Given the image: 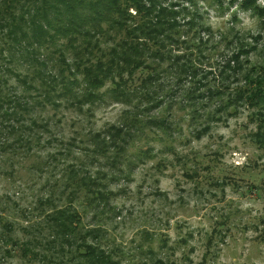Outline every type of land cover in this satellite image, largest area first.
<instances>
[{
    "label": "rangeland",
    "instance_id": "374dc122",
    "mask_svg": "<svg viewBox=\"0 0 264 264\" xmlns=\"http://www.w3.org/2000/svg\"><path fill=\"white\" fill-rule=\"evenodd\" d=\"M7 1L0 0V10L6 9ZM155 1L161 7L173 8L181 14L184 9H189L193 12V19L200 16V21L210 29L212 36L209 38L207 59H201L200 66L203 69L201 73H212L208 76L212 87L219 84L217 75L223 70L219 66L230 57L233 48L229 41L235 35L243 44L256 46V52L248 55L251 64H264V27L258 16L239 11L238 2ZM257 2L264 8V0ZM234 13L237 14V22L233 20ZM180 23L184 21L180 20ZM107 32L106 38L101 39H108L101 44L104 49L112 48L122 38L114 31ZM256 35L261 36L258 43L252 39ZM202 36L206 39L208 32ZM70 55L68 61L71 60ZM52 58L47 66L55 73L60 61L57 55ZM33 70L32 66L21 64L19 59L7 62L0 58V87L3 92L10 96L14 92L27 96L30 111L24 113V117L35 119L39 124L47 122L48 125L47 132L30 127L34 141L42 138L39 147H33L32 152L28 150L31 154L22 157L18 161L19 167L15 164L12 172L11 167L0 172V200L12 212L13 235L17 240L26 241L38 235L37 224L42 223L35 212L38 201L51 196L53 184L63 176L67 165L81 167L82 163L92 178L98 180V176H105L102 183L109 182L107 189L114 193L109 202L114 212L100 216L102 228L107 231L104 234L107 238L105 247L114 250L116 259L122 264L152 263L160 259L166 264H264V149L256 136L260 123L254 116L255 110L240 107L234 117L223 114L221 122L210 120V117L209 120L199 118L193 125L188 110L180 109V106H185L183 90L189 83L185 82V88L177 92L175 87H171L175 82L174 74L169 73L168 76H160L157 85L167 84L171 87L166 91L168 95H176V104L166 113L173 123L172 132L162 135L171 149L149 137L155 130L144 128L143 133H135L132 143L122 147L120 143L112 145L110 135L114 129H121L127 117L137 111L138 97L129 105L121 100L99 101L83 106L82 112L75 104L72 107L69 100L65 99L64 103L59 99L56 102L58 108L52 109L44 102L43 95L38 94V87L34 88L35 91H27L28 86L25 88L14 74L23 78L27 71L30 76ZM140 77L137 72L129 90L141 92L137 89ZM35 84L38 86V82ZM237 86L238 83H235L232 89ZM109 87L102 88L101 93ZM216 100L210 108L211 112L217 106ZM168 101L166 98L162 102L164 105L150 115L158 116ZM205 111L210 112L208 109ZM204 119L210 121V129L198 139L193 130L206 126ZM260 127L264 135V126ZM63 137L66 141L76 139L70 152L60 142ZM92 139L108 142L107 155L114 158L122 154V162L119 164L103 157L87 161L85 148L88 144L85 140ZM118 146L123 150L120 153L117 152ZM141 153L145 157H140ZM32 155H35L34 158ZM91 220L89 217L84 224L88 225ZM161 240H165L166 244ZM149 245L156 252L154 258L146 252ZM1 263L22 264L15 260Z\"/></svg>",
    "mask_w": 264,
    "mask_h": 264
},
{
    "label": "trees",
    "instance_id": "16d2710c",
    "mask_svg": "<svg viewBox=\"0 0 264 264\" xmlns=\"http://www.w3.org/2000/svg\"><path fill=\"white\" fill-rule=\"evenodd\" d=\"M237 2L239 11L258 16L264 27V8L257 0H232L233 4ZM6 6L5 10H0V58L7 62L19 59L21 64L32 66L34 70L30 76L28 71L23 78L14 74L25 88L28 86L27 91H35L38 87V94L43 95L44 102L52 109L58 108L59 99L64 103L65 99L69 100L72 107L75 104L82 112L83 106L99 101L121 100L129 105L138 97L137 111L127 117L121 129H114L110 135L112 145L128 146L135 133H143L144 128L155 130L153 135H147L171 149L162 135L172 132L173 123L166 113L176 104V95L173 93L170 97L166 91L175 87L178 92L188 82L189 86L183 90L185 106L180 109L188 110L193 125L199 118L209 120L210 117V120L221 122L223 114L234 117L240 107H247L256 112L254 116L260 123L256 136L264 149L260 127L264 126V64H251L248 55L257 48L243 44L237 35L229 41L233 48L230 57L219 66L223 68L217 75L219 84L212 87V81L208 80L211 72L201 73L200 66L201 59H207L212 35L200 16L191 17L193 12L189 9L181 14L173 8L159 6L155 0H8ZM233 20L239 21L236 13ZM107 31L122 36L110 49L101 47L108 40L101 41L109 34ZM207 32L208 39H205L202 34ZM252 39L258 43L261 36ZM50 54L57 55L60 61L55 73L48 70V62L53 60ZM137 72L141 75L137 88L140 93L128 89ZM169 73L174 74V84L171 87L157 85L159 77ZM235 83L238 86L232 89ZM107 85L109 89L101 93ZM166 98L169 99L166 108L158 116H151L164 105L162 102ZM27 99L16 92L7 95L0 87V172L7 167H11L12 172L15 164L19 167L22 157L29 156L33 147H39L42 138L34 141L30 127L48 131L47 122L39 124L35 119L24 117V113L30 111ZM214 100L217 106L211 112ZM205 119L206 126L193 130L198 139L210 129V121ZM60 142L70 152L76 139L66 141L63 137ZM85 142L88 144L85 148L87 161L103 157L122 162V154L114 158L107 155L108 142L93 139ZM45 143L51 145L52 142ZM121 151L118 146L117 152ZM144 153L140 157H145ZM104 178H92L82 163L81 167L67 165L63 176L56 180L58 184H53L51 196L38 201L35 212L42 223L37 224L38 235L26 241H19L13 235L12 212L0 200V264L14 260L22 264H122L116 259L115 251L105 247L107 231L102 228L100 215L114 212L109 203L114 193L107 189L109 182L102 183ZM89 217L92 220L84 224ZM24 232L29 233L28 230ZM146 252L150 257L156 256L151 245ZM141 264L166 263L160 259Z\"/></svg>",
    "mask_w": 264,
    "mask_h": 264
}]
</instances>
